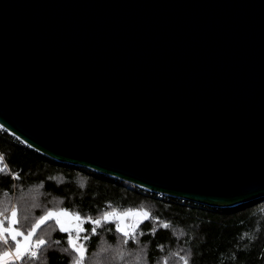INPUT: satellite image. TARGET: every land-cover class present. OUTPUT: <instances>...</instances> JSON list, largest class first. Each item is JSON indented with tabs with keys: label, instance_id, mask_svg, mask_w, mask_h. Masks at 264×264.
Here are the masks:
<instances>
[{
	"label": "water",
	"instance_id": "1",
	"mask_svg": "<svg viewBox=\"0 0 264 264\" xmlns=\"http://www.w3.org/2000/svg\"><path fill=\"white\" fill-rule=\"evenodd\" d=\"M0 126L157 194L262 197L264 0H0Z\"/></svg>",
	"mask_w": 264,
	"mask_h": 264
},
{
	"label": "trees",
	"instance_id": "2",
	"mask_svg": "<svg viewBox=\"0 0 264 264\" xmlns=\"http://www.w3.org/2000/svg\"><path fill=\"white\" fill-rule=\"evenodd\" d=\"M0 156V227L27 236L50 210L80 217L79 231H62L54 218L40 224L28 238L37 253L33 264H183L179 256L189 253L190 264H264V196L231 207H208L157 195L54 161L1 129ZM128 209L141 218L125 236L116 230L115 220L103 217L105 212L122 215ZM13 210L16 216L11 218ZM97 219L100 225L93 223ZM73 237L80 246L70 241ZM38 239L45 244L37 246ZM13 242L8 233L0 234V255L11 250ZM2 264L24 262L13 257Z\"/></svg>",
	"mask_w": 264,
	"mask_h": 264
},
{
	"label": "rangeland",
	"instance_id": "3",
	"mask_svg": "<svg viewBox=\"0 0 264 264\" xmlns=\"http://www.w3.org/2000/svg\"><path fill=\"white\" fill-rule=\"evenodd\" d=\"M49 212H52L54 214H60L62 212H66V211H62V210H59V211H55V210H50L46 213V215L49 213ZM11 218H13L12 215H10ZM109 218L113 219L116 221L117 223V227L119 229H122L123 232H129L131 231L135 225L139 222L140 220V216L139 215H135V213L133 214H130V215H127V216H124V215H109L108 216ZM52 218L56 219V220H59V223L60 225H63V228L64 229H71L72 227H74V229H76L77 231L81 230V224L80 222H78L75 218H71L68 215H54ZM3 228V227H2ZM6 228V227H4ZM8 229L10 230H15L17 231L15 228L13 227H7ZM18 232V231H17ZM9 234V237L12 238V232L9 231L7 232ZM3 235V233H2ZM24 236L25 235H22L20 236L19 239H16V241L13 242V248H11V250H7L5 252H9L10 254L7 255V256H4V253L3 252L0 256H4V259L5 260L7 258V260L10 258L13 259V257H16V250H17V241H19V246H20V249H21V254H24L25 251H27V249L29 248V239L28 240H25L24 239ZM77 237H73L70 239L71 242H73L74 244H76L77 246H80V242H78L77 240ZM81 251V249H80ZM3 260L0 261V264L3 263ZM75 264H79V263H75Z\"/></svg>",
	"mask_w": 264,
	"mask_h": 264
},
{
	"label": "snow or ice",
	"instance_id": "4",
	"mask_svg": "<svg viewBox=\"0 0 264 264\" xmlns=\"http://www.w3.org/2000/svg\"><path fill=\"white\" fill-rule=\"evenodd\" d=\"M0 159H3V157L0 156ZM136 211L139 212L140 210H136ZM68 214H69V213H67V212H62V213H60V214H54V213H52V212H49L47 215H45V216H41L40 219H39V222L36 223V224L32 227V230L28 233L27 236H24V239H25V240H28V238H29L30 236H32V235L35 233L36 228H38V227L40 226V224H43V223H45L46 221L51 220L52 217H53L54 215H68ZM130 214H133V210H132V209H128L126 212H123V213H122V215H124V216L130 215ZM143 214H144L145 216H150V212H149V211H144ZM109 215H110V213L105 212L103 219L107 220ZM12 216H13V217L16 216V212H15V210H13V212H12ZM24 219L27 221L29 218H28L27 215H25ZM75 219L79 220V219H80L79 215L75 216ZM57 223H59V220H57ZM93 223H94L95 225H100V224H101V220L97 219V220L93 221ZM0 225H2V222H0ZM163 227H164V228H169V224H168V223H165V224L163 225ZM61 230H62V231L65 230V229L63 228V225H61ZM116 230H118V231H123L122 229H116ZM9 231L12 232V240H14V241H16V239H17L18 236H22V235H24L23 232H17V231H15V230H10V229H8V228H2V227H0V234H2V233H7V232H9ZM91 231H92V232H95V228L91 229ZM153 231H154V230H153ZM123 234H124L125 236L128 235L127 232H124ZM140 234H144L143 231H141ZM4 243L7 244L8 241L5 239V240H4ZM36 244H37V246H41V245H44V244H45V241H44L43 239H38V240L36 241ZM73 247L75 248V245H73ZM76 250L79 251V249H76ZM9 254H10L9 252H5V253H4V256H7V255H9ZM4 256H0V261H2V260L4 259ZM36 256H37V253L34 252V251L31 252V253L28 254V255H22V254H21V249H20V246H19V241H17V250H16V257H17V259H21V260H23L24 264H33V258L36 257ZM190 258H191V257H190V253L187 254V255L179 256V259L183 262V264H190ZM165 264H167L166 261H165Z\"/></svg>",
	"mask_w": 264,
	"mask_h": 264
},
{
	"label": "built area",
	"instance_id": "5",
	"mask_svg": "<svg viewBox=\"0 0 264 264\" xmlns=\"http://www.w3.org/2000/svg\"><path fill=\"white\" fill-rule=\"evenodd\" d=\"M0 129L1 130H3V131H5V132H7L6 130H4L1 126H0ZM8 133V132H7ZM11 135V134H10ZM14 137V136H13ZM15 138V137H14ZM17 139V138H16ZM18 140V139H17ZM19 142H21L20 140H18ZM22 143V142H21ZM23 144V143H22ZM157 194V193H156ZM157 195H161V194H157ZM35 252V249L33 248V247H29L28 249H27V251H25V253H24V255H28V254H30L31 252Z\"/></svg>",
	"mask_w": 264,
	"mask_h": 264
}]
</instances>
